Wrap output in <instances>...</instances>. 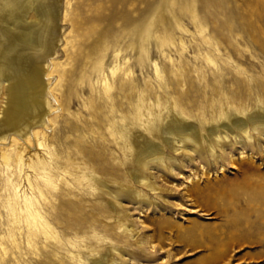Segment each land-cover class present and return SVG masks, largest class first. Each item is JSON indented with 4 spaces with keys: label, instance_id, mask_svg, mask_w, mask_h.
<instances>
[{
    "label": "rangeland",
    "instance_id": "obj_1",
    "mask_svg": "<svg viewBox=\"0 0 264 264\" xmlns=\"http://www.w3.org/2000/svg\"><path fill=\"white\" fill-rule=\"evenodd\" d=\"M57 4L52 57L25 65L36 77L27 96L36 114L0 84V134H10L0 144V264H126L120 254L135 264H264V134L250 131L251 143L237 145L220 172L206 139L213 127L264 115V0ZM172 119L200 137L178 146V156L162 137ZM25 130L35 136L17 137ZM139 136L157 151L141 170L156 193L135 178ZM224 204L229 211L218 213ZM121 215L135 220L136 239L118 237ZM231 217L248 239L213 260L212 240ZM147 239L161 252L135 255Z\"/></svg>",
    "mask_w": 264,
    "mask_h": 264
},
{
    "label": "bare ground",
    "instance_id": "obj_2",
    "mask_svg": "<svg viewBox=\"0 0 264 264\" xmlns=\"http://www.w3.org/2000/svg\"><path fill=\"white\" fill-rule=\"evenodd\" d=\"M57 5H58L57 0H0V84L8 83L9 87L12 90L18 91L17 100L22 105L21 106L22 112L30 113L31 116L33 114L34 115L36 114L35 109L37 107L30 104V102H29L30 99L28 100L27 96L30 93V90H32V87L34 86V83H35L34 79L36 77L33 78L30 76V73L28 71L29 69H27L25 65H26V62H28V61L42 65L43 63H45V61L48 58L52 57V54H53L54 48H55L54 45L56 43V38H57V24H58V6ZM41 91L42 90H40V93H41ZM138 112L141 115V107L139 108ZM18 117L25 118V116H22V115H18ZM11 119H14V117H12ZM38 121H39V119H38ZM8 122H10V121H8ZM27 128L28 127H26V129ZM255 130H259V132H261L260 135L264 134L263 133L264 132V115L258 116L255 119V121L251 117L247 118L245 120H242L241 122H235V121L231 120L229 123L223 124L221 126V129H219L217 127H213V129H210L208 131V138H206V139L211 141L208 144L209 156H210V159H212V164L216 165V168L219 169L218 170L219 172L221 170H223V165H224L223 163L224 162L227 165L228 162L232 161L234 149L236 148L237 145L239 146V147H237L238 149L239 148L240 149L245 148L244 141L248 140V142H249L251 140L250 131H255ZM21 133H17V137H20V139H22V140L23 139L24 140L30 139L31 137L35 136V132H33L32 130H27V131L25 130L24 133H22V134ZM9 135L10 134H8V133L0 134V144H3L4 142H6V139H8ZM197 136H198V134H197V131L194 127L187 126V124L185 125L184 123L178 122L176 119H172L168 123H166L165 126L163 127V130H162V137L164 138V141L168 145H171V147L173 149L175 148L173 151L171 150V152L176 153L177 156L179 155V152H180L178 146L182 145L185 141H190V142L196 143L195 140H196ZM162 137H161V139H162ZM253 137H252V139H253ZM144 140H141L140 136L136 137V141L133 145L134 161H135V166L137 167V175H135V178L138 181L140 187H141V185L146 186L149 188L150 192L156 193V191L158 190V188H157L158 186L157 187H154L153 185L149 186L146 183V181H144V180L141 181V170L143 168L147 167V165H149L148 162L150 161V159L147 160L148 158L147 159H145V158L147 156H150V155H153V157H154V155L157 152L152 147L153 145L150 146ZM233 141H235V142H233ZM254 142H256V141H254ZM212 143H213V145H212ZM234 143H235V145H234ZM250 143H251V141H250ZM38 146L40 147L41 144H39ZM258 149L259 150H257V151L260 152V149H262L261 146L260 147L258 146ZM251 150H252V148H251ZM163 152H164V150H163ZM192 153L194 155H197L196 158H198L199 162H201L202 157L198 154V152H196L195 149L192 150ZM184 154H186V152ZM240 154H242V152ZM189 156H190V154H189ZM191 157H193V156L191 155ZM156 158L158 159L159 157H156ZM153 159H151V160H153ZM162 159H164V158H162ZM171 159H169V160H171ZM177 160H178V158H177ZM206 164H207V162H206ZM175 168H176V166H175ZM170 170H172V169H170ZM146 175H147V173H146ZM177 178H182V176L179 174L177 176ZM133 181H134V179H133ZM82 184L84 185V183H82ZM124 186H122V187H124ZM125 187H128V185ZM148 188L146 190H148ZM167 188L165 190L169 194L174 193V195H175V192H178V193H180V195L179 194H177V195H179V197L182 200L188 199L185 197V196H187V195H185V193L180 192L182 189H177V188L176 189H170V188L167 189ZM191 191L195 192L196 194H200L201 188H198L197 186H195V187L191 188ZM202 193H203V191H202ZM114 194L115 193H112V194L110 193V196L114 197L115 199H119V197L121 196V194H115V195ZM122 194H124V193H122ZM139 195L140 194H138L137 192L134 193L135 197H139ZM201 197H203V196H201ZM201 199H203V198H201ZM136 200H137V198H136ZM144 201H145V199H144ZM150 201H151V199H150ZM147 202H149V201H147ZM214 205H216V203H214ZM169 206L171 208L175 207L173 209H176L179 206H180V208L182 207L181 204L174 203V202H168V207ZM217 208H218V213L222 212V214H226L229 211V207L226 206L225 204L222 207L217 205ZM164 209H165V207H164ZM124 213L127 216H131V214H129V212H126V210H124V212L122 214H124ZM125 215H121V216H119V218L117 217V220L115 221L116 222V229H121L118 237L121 236L123 238H130V239L135 238L136 233H134L135 232L134 229L131 228V225L135 226V224H134L135 220L131 219V221L129 220L130 222L127 224L125 222L126 220L124 221V219H123V217ZM30 216L32 217L33 220H35L34 213H32ZM162 224H168V223L162 222ZM226 226H227V231H226L225 235L222 237V239L213 238V240H212L214 242V246L212 248L210 256L213 260H215L219 257H222L227 252L230 244L237 243L241 240L248 239V236L246 234H242L240 232V221L238 219H236L235 217L228 218L226 221ZM137 229H139V228H137ZM43 231H44L46 236L51 237L49 230L43 229ZM112 240H113V238H112ZM149 240L150 239H147V241H145V240L139 241L136 244V248H134L135 249L134 254L135 255H142L143 254V255H146L148 257H152L153 255L160 253L161 252L160 250H159L160 252H158V249L156 247L149 244V242H148ZM182 240L189 246L195 245V242H193L192 240L184 239V238ZM134 242L135 241H133V243ZM128 244H130V243H128ZM130 245H128V246H130ZM111 249L116 250V248H114L113 246ZM125 256H126V258H124ZM119 257L126 264H135L134 260H133L134 258L128 254H123V255L120 254ZM94 264H98V263H94ZM157 264H165V262L161 261L160 263H157Z\"/></svg>",
    "mask_w": 264,
    "mask_h": 264
}]
</instances>
